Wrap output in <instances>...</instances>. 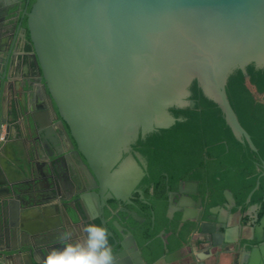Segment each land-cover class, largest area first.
Segmentation results:
<instances>
[{"label":"water","instance_id":"1","mask_svg":"<svg viewBox=\"0 0 264 264\" xmlns=\"http://www.w3.org/2000/svg\"><path fill=\"white\" fill-rule=\"evenodd\" d=\"M28 18L49 99L94 176L111 169L140 131L181 123L169 110L195 107L188 100L193 80L222 110L237 141L258 151L226 85L236 70L246 74L251 64L264 69V0H36ZM131 171L126 164L125 172ZM196 189L197 183L182 182L177 203L170 194L168 219L181 211V223L199 221L201 215L187 209ZM223 194L232 200L229 191ZM207 220L213 224L201 223L199 232L221 250L223 226L216 217ZM114 225L119 237L109 234L111 247L122 264H145L133 236L127 240ZM162 236L163 256L152 264H191L181 252L169 254ZM76 241L80 237L72 234L69 242ZM29 264L40 263L31 258ZM245 264H264V248L251 250Z\"/></svg>","mask_w":264,"mask_h":264},{"label":"flooded vegetation","instance_id":"2","mask_svg":"<svg viewBox=\"0 0 264 264\" xmlns=\"http://www.w3.org/2000/svg\"><path fill=\"white\" fill-rule=\"evenodd\" d=\"M35 1L0 0V264H29L31 258L41 264L50 250L63 247L58 240L60 232L77 235L82 241L88 224L105 227L118 238L115 223L127 232V240L129 234L133 236L147 264L146 246L140 247L138 238L147 219L154 221L160 203L153 196L157 180L151 177L148 159L141 154L150 133L140 131L111 169L94 176L49 99L28 22ZM228 156L232 159L231 153ZM126 164L133 174L125 172ZM253 166L244 178L253 183L252 188L242 201L235 193L232 174L226 175L230 185L218 202L210 197L214 188L203 189L198 180L184 178L174 186L170 179L164 181L166 200L161 204L166 203L167 216L170 194L177 203L181 183H197L196 191L189 194L195 204L187 209L200 214L199 221L181 223V211L171 218L179 216V228H192L186 243L175 252L183 256L193 240L209 264H245L251 250L264 248V160L254 158ZM224 191L231 193V201L225 199ZM132 213L143 221L134 220ZM208 217H216L220 221L217 226H223L218 236L227 243L219 246L221 250L207 245L199 232L201 223L213 224ZM160 233L166 242L164 231L156 238L160 239ZM109 242L112 245L110 237ZM115 250V262L122 264Z\"/></svg>","mask_w":264,"mask_h":264},{"label":"trees","instance_id":"3","mask_svg":"<svg viewBox=\"0 0 264 264\" xmlns=\"http://www.w3.org/2000/svg\"><path fill=\"white\" fill-rule=\"evenodd\" d=\"M246 72L236 70L228 79L226 92L239 123L258 149L257 154L237 141L222 110L202 94L196 80L189 87L188 97L195 107L169 110L174 119L183 121L168 130L150 133L147 144L142 143L141 154L147 157L151 177L157 180L153 196L160 200L154 221L147 219L138 238L139 246H146L147 264L163 255L162 241L156 238L160 231L165 232L167 250L175 252L186 243L192 230L187 225L179 228V216L166 217V203L161 204L166 200L164 181L170 179L174 186L184 178L198 180L203 189L214 188L210 197L216 202L230 185L227 174L234 176L235 193L240 201L252 188L253 183L244 178L253 169L254 158L264 160V102L260 100L264 95V69L251 64Z\"/></svg>","mask_w":264,"mask_h":264},{"label":"clouds","instance_id":"4","mask_svg":"<svg viewBox=\"0 0 264 264\" xmlns=\"http://www.w3.org/2000/svg\"><path fill=\"white\" fill-rule=\"evenodd\" d=\"M82 241L69 242L71 233L60 232L58 240L62 248L52 249L41 264H115L116 257L105 227L88 224L83 229Z\"/></svg>","mask_w":264,"mask_h":264},{"label":"crops","instance_id":"5","mask_svg":"<svg viewBox=\"0 0 264 264\" xmlns=\"http://www.w3.org/2000/svg\"><path fill=\"white\" fill-rule=\"evenodd\" d=\"M183 256L192 260L193 262H204L205 258L207 257L206 254H204V251H202L201 249H198L195 246V244L193 243V240L189 241V244L184 250ZM205 263L209 264V261H205Z\"/></svg>","mask_w":264,"mask_h":264}]
</instances>
